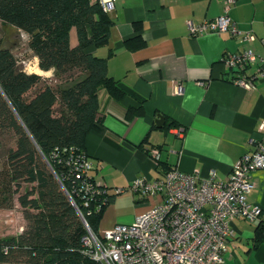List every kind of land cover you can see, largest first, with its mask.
<instances>
[{
    "label": "crops",
    "instance_id": "1",
    "mask_svg": "<svg viewBox=\"0 0 264 264\" xmlns=\"http://www.w3.org/2000/svg\"><path fill=\"white\" fill-rule=\"evenodd\" d=\"M223 11L221 0H116L107 44L86 49L105 59L108 75L123 93L118 100L100 93L102 123L84 141L92 176L113 196L99 232L131 223L156 202L129 192L135 178L161 179L175 167L200 178L213 170L224 181L233 163L253 149L252 142L264 139L259 130L264 80L251 90L234 85V71L221 61L244 46L264 55V0H237L229 10L240 30L254 34L249 46H239L227 33L189 35L188 21L200 23ZM75 42L72 33L71 44ZM253 72L246 70L247 75ZM176 85L181 94L174 93ZM128 109L139 112L127 118ZM158 114L164 117L160 127L155 124ZM252 180L247 201L261 208V216L252 223L231 222L222 264H264V169L255 171ZM127 205L132 209L128 214L109 218L115 207L122 211Z\"/></svg>",
    "mask_w": 264,
    "mask_h": 264
},
{
    "label": "trees",
    "instance_id": "2",
    "mask_svg": "<svg viewBox=\"0 0 264 264\" xmlns=\"http://www.w3.org/2000/svg\"><path fill=\"white\" fill-rule=\"evenodd\" d=\"M0 22L24 32L38 68L52 73H27L0 46V128L15 137L7 170L0 172V207L11 208L16 195L24 221L16 236L0 238V264H96L85 252L87 230L71 201L99 234L113 196L99 195L84 206L80 179L68 176L66 160L88 157L85 137L102 123L100 93L123 96L105 59L86 51L107 44L113 20L96 0H0ZM138 112L128 109L126 117ZM23 183L30 187L20 192Z\"/></svg>",
    "mask_w": 264,
    "mask_h": 264
},
{
    "label": "built area",
    "instance_id": "3",
    "mask_svg": "<svg viewBox=\"0 0 264 264\" xmlns=\"http://www.w3.org/2000/svg\"><path fill=\"white\" fill-rule=\"evenodd\" d=\"M102 11L110 14L116 0H96ZM224 11L213 19L200 23L187 22L190 36L204 33H227L239 46L251 45L255 36L251 31L240 30L229 16L230 7L237 0H221ZM223 65L233 70L230 80L247 90L264 80V55L250 47L228 53L221 58ZM254 68L250 75L246 70ZM181 94L182 87L174 86ZM264 132V122L259 124ZM253 149L244 153L232 165L226 180L216 177L215 171L200 178L197 172L183 173L170 168L161 179L135 178L129 192L140 199L156 200L146 211L129 224H116L113 228L93 233L77 206L71 201L83 221L87 233L82 238L86 254L96 264H222L228 238L232 235L231 222L242 219L250 223L261 216V208L249 203L247 196L254 188L252 175L264 169V139L253 141ZM158 158V152L153 153ZM68 176L80 179L79 192L83 204L96 202L99 195L106 196V187L94 179L90 172L93 163L88 157L70 156L66 160ZM97 202L96 209L101 204Z\"/></svg>",
    "mask_w": 264,
    "mask_h": 264
},
{
    "label": "rangeland",
    "instance_id": "4",
    "mask_svg": "<svg viewBox=\"0 0 264 264\" xmlns=\"http://www.w3.org/2000/svg\"><path fill=\"white\" fill-rule=\"evenodd\" d=\"M0 46L8 47L15 56L18 63L24 68L27 73H40L43 77L45 74L40 72L33 60V54L28 48V36L20 31L11 27H6L0 22ZM15 137L13 132L8 129L0 128V172L4 173L7 170V154L9 149L14 148ZM20 192L23 189H28V184L21 185ZM132 209L130 205L123 208L122 211L115 207L109 214V218L113 219L120 213L128 214ZM24 221L22 218V209L16 201H14L11 208L0 207V238L8 236H16L23 228Z\"/></svg>",
    "mask_w": 264,
    "mask_h": 264
},
{
    "label": "water",
    "instance_id": "5",
    "mask_svg": "<svg viewBox=\"0 0 264 264\" xmlns=\"http://www.w3.org/2000/svg\"><path fill=\"white\" fill-rule=\"evenodd\" d=\"M164 123V117L160 114L157 115V118L155 120V124L160 127Z\"/></svg>",
    "mask_w": 264,
    "mask_h": 264
}]
</instances>
